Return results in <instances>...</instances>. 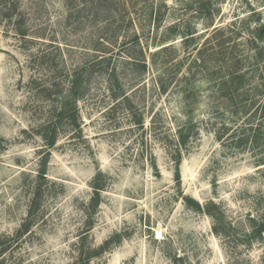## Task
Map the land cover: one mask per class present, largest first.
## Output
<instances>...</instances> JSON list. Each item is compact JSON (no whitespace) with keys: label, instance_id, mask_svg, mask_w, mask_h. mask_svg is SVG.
<instances>
[{"label":"rangeland","instance_id":"obj_1","mask_svg":"<svg viewBox=\"0 0 264 264\" xmlns=\"http://www.w3.org/2000/svg\"><path fill=\"white\" fill-rule=\"evenodd\" d=\"M22 7L27 50L0 31V234L20 228L39 190L25 262L72 264L90 229L85 247L105 246L90 264H264L249 219L264 223V152L218 142L213 127L230 118L223 79L244 75L250 94L264 81V0ZM74 107L78 129L53 119ZM185 125L194 136L178 153Z\"/></svg>","mask_w":264,"mask_h":264},{"label":"trees","instance_id":"obj_2","mask_svg":"<svg viewBox=\"0 0 264 264\" xmlns=\"http://www.w3.org/2000/svg\"><path fill=\"white\" fill-rule=\"evenodd\" d=\"M73 9H76V6H73V4L66 6V10L69 13H71ZM71 16L72 14L69 15V17ZM0 31L5 38H13L20 43L21 48L25 50H27V45L32 43L29 16L24 12L22 0H0ZM45 55L44 52H39V55L37 53L35 54V58L42 59L45 58ZM257 71L258 70H256V72ZM75 73L76 69L69 74L70 78L67 80V86L70 90L78 86L79 81L77 79L71 80V78H75ZM244 77V75H241L238 72H232L220 83L219 98L224 99L228 103V106L223 109V113L225 115L227 114L230 118L224 122L222 121L215 124L216 126L213 127L217 130L214 131V134L218 142L225 143L227 141L226 144H228L230 141L233 143L232 145L237 147L249 145L252 149L258 148L264 152L262 148L264 147V81L261 80L259 82L260 84H257V88H255L256 92L250 94L248 93V90L243 88ZM31 83L33 84L34 80ZM35 85H37V83H35ZM121 97L126 99L124 95ZM77 115V110L74 107L58 113V116L56 115L53 119L57 118L60 122L65 120L67 128L70 129L71 127L73 129H78ZM137 123L139 124V122ZM52 126L53 131L49 138V147L54 145L57 135L55 132L56 125ZM177 133V152L179 153L180 148L188 145L187 143L189 139L193 138L194 135L192 134L191 128L186 127V125L179 127ZM261 164H264V160ZM40 177L43 178V175H40ZM92 189L94 196L91 199V202L97 203V197L102 191V188L95 185ZM33 197V201H31L28 206L27 216L22 221L20 228L11 235L0 234V264H35L26 263L23 254L20 252L21 248L26 243L27 238L32 237L31 227L36 226L39 219L35 214V201L39 197V190H36L35 194L33 193ZM204 208L206 214H208L215 222V225L213 226L214 232L216 234L220 233L216 227V221L219 219V213L217 210L219 209L211 201H208L203 209ZM249 219L253 223L252 233L261 236L264 233V223L257 222L253 217ZM89 233L90 229H85L80 232L78 241L74 246L75 251L76 248L78 249L79 255L76 256V258L73 257L72 264H90L93 259L100 258L101 253L104 251L105 246L95 248L93 244H90L88 247H85V241L87 240ZM28 234H30V237L26 236ZM106 244L107 242L105 245ZM5 256H7V259Z\"/></svg>","mask_w":264,"mask_h":264}]
</instances>
